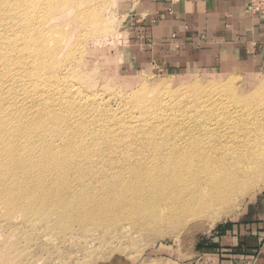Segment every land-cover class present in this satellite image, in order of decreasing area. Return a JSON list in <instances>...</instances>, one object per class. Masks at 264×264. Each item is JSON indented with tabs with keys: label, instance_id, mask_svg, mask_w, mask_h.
<instances>
[{
	"label": "rangeland",
	"instance_id": "374dc122",
	"mask_svg": "<svg viewBox=\"0 0 264 264\" xmlns=\"http://www.w3.org/2000/svg\"><path fill=\"white\" fill-rule=\"evenodd\" d=\"M131 2L0 0V164L12 147L18 158L27 160L42 158L49 148L64 150L78 161L67 178L71 194L83 192L98 201L109 189L133 180L134 162L142 155L150 161L158 158L162 133L205 120L200 100L212 95L211 90L224 92V100H234L233 95L246 100L245 94L264 88V73H255L252 81L248 78L253 73L174 74L157 66L137 67L127 49L135 7ZM49 73L51 82L38 77ZM195 86L205 91L199 95ZM261 95L251 99L243 116L259 119L258 125L264 123V108L258 115L251 109L264 104V91ZM44 113L39 129L35 121ZM176 113L183 114L182 121L169 123L167 117ZM144 116L149 134L135 127ZM59 176L47 169L40 178H5L2 183L12 184L15 192L37 191L59 186ZM263 182L264 177L235 196L213 219H177L172 224L161 223L160 211L159 223L142 225L123 209L112 215L117 221L111 225H80L73 211L69 219L68 212L60 214L50 206L44 210L41 204L45 212L37 214L10 207L9 195H1L0 264H160L161 257L189 256L214 245L211 237L219 227L263 217Z\"/></svg>",
	"mask_w": 264,
	"mask_h": 264
},
{
	"label": "bare ground",
	"instance_id": "6f19581e",
	"mask_svg": "<svg viewBox=\"0 0 264 264\" xmlns=\"http://www.w3.org/2000/svg\"><path fill=\"white\" fill-rule=\"evenodd\" d=\"M43 52L46 53V50ZM52 67L54 69L55 65ZM52 76L51 73L38 74L44 82H51ZM192 89L199 95L205 91L200 86ZM263 91L264 88L260 85L243 96L246 100L235 98V95L234 100H224V92L211 90L212 95L206 100H200L207 121L198 120L194 124L187 122L184 128L162 133L161 154H158V158L150 161L146 153L142 155V159L134 162L133 180L128 184L114 186L98 201L83 192L75 196L71 194L67 178L70 177L69 170L78 166V161L64 150L61 152L49 148L42 158L27 160L18 158L16 148L12 147L8 159L0 164V197L9 195L6 202L10 207H23L24 210L37 214L45 212L41 210V204L44 210L50 206L60 214L68 212L69 219L74 214L73 217L79 219L80 225L81 222L91 221L99 225H104L103 222L111 225L117 221L112 215L117 216L123 209L142 225L159 223L157 213L160 211L161 223L172 224L177 219L184 221L187 218L200 221L213 219L216 211L231 205L235 196L251 189L257 180L264 177V123L258 125L259 119L247 121L243 117L245 109L251 107L247 105H252L251 99L263 95ZM138 101L143 103L145 100ZM261 105L264 106L263 103H255L251 109L254 110L253 113L258 115L264 108L257 107ZM45 115L46 113L39 115L41 117L35 121V127L43 129ZM182 117L183 114L176 113L167 119L170 123L171 119L175 122L176 119L182 121ZM158 120L161 122V117ZM148 125L144 116L135 127L139 130L138 133L149 134L151 130ZM44 165L49 167L41 171ZM143 165L155 167L159 172L150 173L147 169L144 170ZM33 168L34 171H31ZM47 169L60 174L59 186L37 191L31 187L23 192H15L12 184L2 183L5 178H40ZM104 184L109 185L108 180ZM127 189L131 192L129 196ZM72 222L77 223V220Z\"/></svg>",
	"mask_w": 264,
	"mask_h": 264
},
{
	"label": "crops",
	"instance_id": "0c3cea01",
	"mask_svg": "<svg viewBox=\"0 0 264 264\" xmlns=\"http://www.w3.org/2000/svg\"><path fill=\"white\" fill-rule=\"evenodd\" d=\"M248 2L134 0L128 54L137 67L253 73L248 79L255 81L264 73V14H250ZM211 240L200 252L161 257L160 264H264V216L225 224Z\"/></svg>",
	"mask_w": 264,
	"mask_h": 264
},
{
	"label": "built area",
	"instance_id": "2783aa9c",
	"mask_svg": "<svg viewBox=\"0 0 264 264\" xmlns=\"http://www.w3.org/2000/svg\"><path fill=\"white\" fill-rule=\"evenodd\" d=\"M247 9L250 14H264V0H249Z\"/></svg>",
	"mask_w": 264,
	"mask_h": 264
}]
</instances>
